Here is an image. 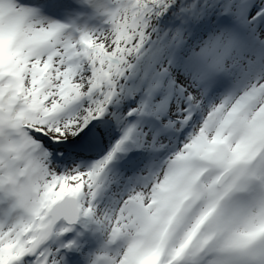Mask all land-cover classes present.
I'll return each mask as SVG.
<instances>
[{
    "label": "snow or ice",
    "instance_id": "snow-or-ice-1",
    "mask_svg": "<svg viewBox=\"0 0 264 264\" xmlns=\"http://www.w3.org/2000/svg\"><path fill=\"white\" fill-rule=\"evenodd\" d=\"M0 264H264V0H0Z\"/></svg>",
    "mask_w": 264,
    "mask_h": 264
}]
</instances>
